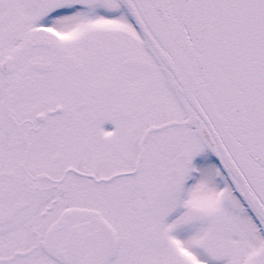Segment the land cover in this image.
I'll return each instance as SVG.
<instances>
[{
	"label": "snow or ice",
	"instance_id": "obj_1",
	"mask_svg": "<svg viewBox=\"0 0 264 264\" xmlns=\"http://www.w3.org/2000/svg\"><path fill=\"white\" fill-rule=\"evenodd\" d=\"M0 264H264V0H0Z\"/></svg>",
	"mask_w": 264,
	"mask_h": 264
}]
</instances>
